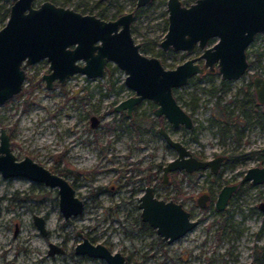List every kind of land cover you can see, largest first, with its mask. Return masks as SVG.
I'll return each instance as SVG.
<instances>
[{"label": "rangeland", "instance_id": "obj_1", "mask_svg": "<svg viewBox=\"0 0 264 264\" xmlns=\"http://www.w3.org/2000/svg\"><path fill=\"white\" fill-rule=\"evenodd\" d=\"M51 1L104 19L116 18L135 7V0ZM165 1L150 0L138 8L130 25L131 34L144 54L154 55L164 67L174 68L186 58L196 56L200 49L189 54L161 49L159 42L167 28ZM10 3L0 0V28L5 18L2 7ZM247 53L250 65L240 78L222 82L217 74H197L177 87L179 103L194 120L189 129L174 128L162 116L159 121L153 115L155 105L149 99L136 106L133 122L139 126L138 130L120 123L122 111L116 112L112 107L133 92L123 82V71L112 62L110 68H115L101 78L88 79L79 73L53 89H46L40 79L47 71L48 62L40 60L28 67L30 76L23 83V93L0 104L1 125L10 132L17 158L27 154L46 167L53 164L61 167L62 158L76 168L80 174L75 193L85 203L80 214L65 220L58 209L54 187L23 176L4 178L0 174V264L12 261L15 264H108L101 257L68 255L79 240L76 230L83 234L92 230L96 241H109L112 250L122 252L130 264H247L252 260L264 264V219L257 206L259 201H264V187L261 184L246 187L235 198L236 202L229 199L224 210H216L213 204L224 184L264 160L260 157V148L264 146V103L251 101L247 86L252 90V77L263 75L261 34L251 41ZM31 82L35 84L32 91ZM221 108L231 114V121H219ZM92 115L99 119L95 126L90 124ZM159 126L200 158L227 155L217 173L205 168L180 172L175 177L180 191L186 195L183 206L198 222L173 241L163 239L152 226L146 232L133 230L132 218L137 213L135 210L127 213L132 208L129 201L134 199L129 196L131 188L143 185V180H136L144 176L147 166L151 165L150 184L155 186L157 196L170 199L179 192L161 181V167L176 152L164 142L157 131ZM97 186L105 189L97 193ZM203 192L210 194L211 199L202 208L196 199ZM34 214L43 218L45 234L33 223ZM62 240L66 256L48 255V242Z\"/></svg>", "mask_w": 264, "mask_h": 264}, {"label": "water", "instance_id": "obj_2", "mask_svg": "<svg viewBox=\"0 0 264 264\" xmlns=\"http://www.w3.org/2000/svg\"><path fill=\"white\" fill-rule=\"evenodd\" d=\"M33 1L12 0L6 22L0 28V104L20 90L25 76L22 61L32 64L40 58L47 59L49 71L42 76L46 88H52L54 80L64 84L68 77L79 72L88 78L101 77L106 71V63L112 61L124 71V84L134 91L133 95L114 104L115 111L125 110L131 116L136 104L149 99L155 104L152 110L155 117L163 116L174 128L182 126L189 129L193 119L174 98L173 89L205 70L216 69L223 79L239 78L248 65L246 47L255 34L262 33L264 36V0H194L188 6L182 5L179 0H166L168 27L159 46L163 50L171 48L186 53H190L196 44L202 49L196 58H187L174 68H167L157 57L140 53L139 44L134 43L131 36V12L105 20L70 7L53 5L47 0L38 7H32ZM148 1L136 0V6L140 7ZM210 38L217 40L208 45ZM197 59H203V63L200 65ZM252 85L258 103H263L264 77L255 75ZM95 122L92 116L91 124L95 125ZM158 132L166 145L176 152L175 157L162 167L164 182L169 171L191 173L208 168L210 172L217 173L226 159L224 153L209 159H198L162 126ZM260 149L264 156V146ZM0 174L4 178L23 176L50 188L56 187L58 209L63 218L83 211V200L75 194V189L65 177L31 157L15 159L8 135L2 127ZM245 181L253 185L264 183V165L247 167L238 183L224 184L214 198L215 208L219 211L225 209L238 185ZM139 197L140 217L167 241L183 235L198 222L190 218L189 212L180 203L154 196L151 186ZM209 199L210 194L203 192L196 202L203 208ZM258 207L264 213V202H259ZM33 223L41 234L45 232L41 216L34 214ZM48 244L49 254L60 252L56 244ZM74 251L101 257L108 264H129L120 252H111L103 244H91L86 239L80 241Z\"/></svg>", "mask_w": 264, "mask_h": 264}, {"label": "flooded vegetation", "instance_id": "obj_3", "mask_svg": "<svg viewBox=\"0 0 264 264\" xmlns=\"http://www.w3.org/2000/svg\"><path fill=\"white\" fill-rule=\"evenodd\" d=\"M8 1H10L11 3H12V0H8ZM43 1H46V0H43ZM43 1H41V2H39V3H36V0H34L33 1V3H32V7L34 6V7H38L39 6V4L40 3H42ZM47 1H49V2H51L53 5L55 4V5H59V4H57V3H55V2H52L51 0H47ZM181 3H182V5H185V6H188V5H190V4H192V3H194V2H192V3H187V2H184V1H181V0H179ZM148 2H150V0L148 1ZM148 2L146 3V4H148ZM11 3L8 5V6H3L2 8H4V7H8V10H9V7H10V5H11ZM165 3H166V10H165V13H167V2L165 1ZM134 4H135V7L133 8V9H131L130 11H126V12H122V13H120V14H123V13H127V12H131L132 13V15H133V18H134V13L136 12V10L138 9V8H140L141 6H144V5H146V4H144V5H140V7H137L136 6V0H135V2H134ZM59 6H62V5H59ZM62 7H65V6H62ZM67 7V6H66ZM71 8V7H70ZM73 9V8H72ZM3 10V9H2ZM73 10H75V9H73ZM75 11H79V10H75ZM80 13H82V14H87V13H83V12H81V11H79ZM8 13H9V11H8ZM8 13H7V15H6V17L4 18V24H5V22H6V19H7V17H8ZM89 14H92V13H89ZM119 14V15H120ZM93 15H95V14H93ZM95 16H97V15H95ZM98 17V16H97ZM100 18H102V19H104L103 17H101V16H99ZM117 17H119V16H117ZM116 17V18H117ZM167 17H168V13H167ZM133 18H132V20H133ZM109 19H111V18H109ZM109 19H105V20H109ZM112 19H115V18H112ZM166 21H167V18H166ZM131 23H132V21H131ZM131 23H130V25H131ZM3 24V25H4ZM2 25V26H3ZM167 27H168V24H167ZM166 30H167V28H166ZM166 32V31H165ZM164 32V33H165ZM262 35V33H257V34H255V36L253 37V39L256 37V36H258V35ZM131 36H132V34H131ZM263 36V35H262ZM133 37V36H132ZM164 37V36H163ZM134 39V38H133ZM252 39V40H253ZM263 39H264V36H263ZM216 38H210L209 40H208V45H212V44H214V42H216ZM251 40V41H252ZM251 41H250V43H251ZM161 42V41H160ZM159 42V43H160ZM134 43H138V42H135V40H134ZM249 43V44H250ZM139 44V43H138ZM249 46V45H248ZM248 46L246 47V50H245V53H246V61H247V63H248V65H247V67H246V69H245V71L243 72V74L246 72V70L248 69V67H249V65H250V63L248 62V58H247V55H248V53H247V48H248ZM139 51H140V53H143L141 50V47H140V44H139ZM161 47V46H160ZM196 48H199L200 49V52L198 53V54H196V56H194V57H189V58H196L197 56H199V54L202 52V49L198 46V44H196L193 48H192V50H191V52H193ZM162 49V48H161ZM168 49H170V50H172L171 48H168ZM163 50V49H162ZM173 51V50H172ZM180 51H182V50H180ZM183 52H185V51H183ZM190 52V53H191ZM186 53V52H185ZM144 54V53H143ZM187 54H189V53H187ZM146 55V54H145ZM148 56V55H147ZM154 56V55H153ZM152 56V57H153ZM154 57H156V56H154ZM158 58V57H157ZM159 59V58H158ZM187 59V58H186ZM40 60H45V62H48L47 61V59L46 58H40V59H38V60H36L35 61V63L36 62H38V61H40ZM160 61V60H159ZM185 61V60H184ZM80 63H82V61H79ZM112 62V61H111ZM111 62H107L106 63V71L104 72V74L108 71V72H111L112 70H113V68H115V67H111L110 68V63ZM183 62V61H182ZM197 62L201 65L202 63H203V59H197ZM22 64H21V68H22V70H23V73L25 74V76H24V79L22 80V82H21V87H20V90L17 92V93H15V95L14 96H12V97H16V96H18V95H20V94H22L23 93V91L25 90V88L23 87V83L24 82H26V80H27V78L30 76V74H28L27 73V68L28 67H30V66H32V65H34L35 63H32V64H27V63H24L23 61L21 62ZM113 63V62H112ZM161 63V62H160ZM181 63V62H180ZM162 64V63H161ZM178 64V63H177ZM115 65V64H114ZM116 66V65H115ZM163 66V65H162ZM117 67V66H116ZM164 67V66H163ZM175 67V66H174ZM118 68V67H117ZM167 68H169V67H167ZM119 69V68H118ZM121 70V69H120ZM49 71V62H48V66H47V71L45 72V73H42L41 74V76H40V79H42V81H43V83H44V80H43V78H42V76L44 75V74H47V72ZM121 71H123V70H121ZM80 73V72H79ZM79 73H76V74H79ZM123 73H124V71H123ZM205 73H211V74H217V75H219L218 73H217V70L215 69L214 71H207V70H205L203 73H201V74H199V75H204ZM262 73V72H261ZM82 74V73H81ZM103 74V75H104ZM109 74H111V73H109ZM242 74V75H243ZM263 74V73H262ZM73 75H75V74H73ZM84 75V74H83ZM102 75V76H103ZM72 76V75H71ZM70 76V77H71ZM85 76V75H84ZM101 76V77H102ZM195 75H193V76H191V77H189L188 79H187V81H189V79L190 78H193ZM255 76V75H254ZM253 76V77H254ZM259 76H263L264 77V74L263 75H259ZM70 77H68V78H70ZM86 77V76H85ZM101 77H98V78H101ZM124 77H125V73H124ZM124 77H123V79H124ZM252 77V78H253ZM86 78H88V77H86ZM90 78H94V77H90ZM90 78H88V79H90ZM220 78H221V80H223V81H225V80H228V79H223L222 77H221V75H220ZM240 78V77H239ZM68 79H66L65 80V83H66V81H67ZM192 80V79H191ZM190 80V81H191ZM123 82H124V80H123ZM64 83V84H65ZM187 83V82H186ZM185 83V84H186ZM29 84V83H28ZM56 84H61V83H57L55 80L53 81V87L52 88H46L45 87V83H44V87L46 88V89H53L54 87H55V85ZM34 83L33 82H31L30 84H29V90H33L34 89ZM61 85H63V84H61ZM251 85H252V79H251ZM182 86V85H181ZM253 86V85H252ZM177 88V87H176ZM176 88H174V89H176ZM174 89H173V96H174V98H175V94H174ZM29 90H27V91H29ZM132 91V90H131ZM30 92V91H29ZM133 92V94H134V91H132ZM253 92H254V89H253ZM133 94H131V95H133ZM131 95H129V96H131ZM12 97H10V98H12ZM10 98H8V99H10ZM8 99H6V100H8ZM176 99V98H175ZM255 99H256V95H255ZM5 100V101H6ZM176 100H178V99H176ZM256 101H257V99H256ZM142 102V101H141ZM179 102V101H178ZM153 103V102H152ZM257 103H258V101H257ZM264 103V102H263ZM263 103H259V104H263ZM140 104V103H139ZM139 104H136L135 106H134V108H133V112H132V115L131 116H129V115H127L126 114V112H125V110L124 111H122V113H121V116L122 115H124L125 116V118L127 119V121L128 120H133V118H134V116L136 115V111H135V109H136V106H138ZM154 104V103H153ZM155 105V104H154ZM114 106V105H113ZM182 106V105H181ZM183 107V106H182ZM154 109V108H153ZM112 110H114L113 109V107H112ZM186 110V109H185ZM115 111V110H114ZM189 114H190V112H189V110H186ZM116 112H118V111H116ZM119 112H121V111H119ZM92 116H94V115H92ZM190 116H191V114H190ZM157 117H159V116H157ZM163 117V116H162ZM92 118V117H91ZM91 118H90V124H91ZM94 118H95V120H96V122H95V125H96V123L98 122V118L96 117V116H94ZM191 119H192V116H191ZM193 124H194V120H193ZM95 125H93V124H91V126H95ZM193 126V125H192ZM191 126V127H192ZM1 127L2 128H4L2 125H1V120H0V129H1ZM160 127V126H159ZM158 127V128H159ZM5 129V132L7 133V135H8V139L10 140V149L12 150V152H13V149H12V147H13V139L11 138V136H10V132H8L7 131V128H4ZM165 130V129H164ZM157 131H158V129H157ZM166 131V130H165ZM180 142H182V141H180ZM183 143V142H182ZM188 149V148H187ZM189 150V149H188ZM13 154H14V152H13ZM15 155V154H14ZM216 155H220V154H216ZM216 155H214V156H216ZM260 155L262 156V159H264V156L262 155V153H261V149H260ZM24 156H28L27 154H25ZM23 156V157H24ZM196 158H198V159H201L199 156H197V155H194ZM23 157H21V158H17L16 156H15V159L16 160H19V159H22ZM28 157H31L30 155L28 156ZM213 157V156H212ZM226 158H227V155H226ZM31 159H33L32 157H31ZM203 159H205V158H203ZM34 161H36L35 159H33ZM37 162V161H36ZM37 163H39V162H37ZM40 164V163H39ZM42 164V163H41ZM66 164H68V165H66ZM43 165V164H42ZM262 165H264V160H263V162H261L260 164H258L257 166H262ZM44 166V165H43ZM61 167H59L58 166V164H53V165H51V167H46L47 169H49L50 171H52V172H54V173H56L57 175H59V176H63V177H65V179H67L69 182H70V184L72 185V187L73 188H75V186L77 185V181H78V177H79V171L76 169V168H74L68 161H66L65 159H62L61 158V165H60ZM164 166V165H163ZM162 166V167H163ZM71 167V168H70ZM162 167H161V171H162ZM196 171H202V169L201 170H196ZM183 173V174H185L186 172H184L183 170H180V171H169V173H167L168 175H167V177H166V182H164L163 181V175H162V173H161V181L164 183V184H166V185H171V186H173V187H175L176 188V191L179 189V183H178V180H176V176L179 174V173ZM193 172H195V171H193ZM89 173V172H88ZM87 172H86V174H88ZM244 173V172H243ZM243 173L241 174V176L243 175ZM70 176H72V180L71 179H69V177ZM151 176H153L152 175V168H151V165L150 166H147L146 167V171H145V173H144V176L143 177H141V178H138L137 180H136V182H138V180H143V185L142 186H139V185H134L132 188H131V194L129 195V196H131L132 198H134V199H132V201H129L130 202V204L132 205V208H130V209H128L127 210V213H129V214H131V213H133L134 212V210H135V213H137L136 214V217L139 219V221H138V219H136V217H134V218H132L133 220H134V227H133V230H136L138 233H140V232H146L147 231V229L146 228H149L150 226L148 225V223L147 222H145V221H143L142 220V218L140 217V213H141V208L140 207H138V205H139V202H140V195L141 194H143L144 192H145V190H146V188L147 187H149V186H151L152 187V192H153V195L154 196H156L157 198H163L164 200H171V199H173L174 201H176V202H178V203H180L181 204V206H183V203H182V201H183V199L186 197V195H183V193L180 191V189H179V192L177 193V195L176 196H173L172 195V197L170 196V199H166V198H164V197H159V196H157L156 195V189H155V186H153V184H150V177ZM241 176L239 177V178H237V179H234V180H232L229 184H234V183H238V181H239V179L241 178ZM263 187H264V183H262L261 184ZM255 186L256 185H253L250 181H245V183H240L239 185H238V187L236 188V190H235V192L233 193V195H232V199L233 200H235V198H237L241 193H242V191H244L245 190V188L246 187H254L255 188ZM114 186L113 185H111V188H113ZM55 189H56V187H54ZM96 189H97V193H99V192H101L102 190H104L105 188L104 187H99V186H97V187H95ZM205 193H207V192H205ZM76 194V193H75ZM202 194V193H201ZM200 194V195H201ZM208 194V193H207ZM57 195H58V190H57ZM77 195V194H76ZM78 196V195H77ZM128 196V197H129ZM178 196H180L181 197V200H178L177 198H178ZM79 197V196H78ZM80 198V197H79ZM230 198V199H231ZM210 199H211V195H210ZM81 200H83L82 198H81ZM235 202H236V200H235ZM259 202H264V201H259ZM259 202H258V204H259ZM84 203H85V201L83 200V208H84ZM128 204V203H127ZM258 204H257V206H258ZM119 204H117L116 206H115V208H117V206H118ZM186 210H187V208L185 207V206H183ZM259 208V207H258ZM83 210V209H82ZM217 210V209H216ZM224 210V209H223ZM188 211V210H187ZM219 211V210H218ZM189 212V211H188ZM262 212V211H261ZM76 216V215H75ZM75 216H69V217H67V218H63V219H65V220H68L69 218H71V217H75ZM191 218V217H190ZM263 219H264V213H263ZM155 229V228H154ZM132 229L130 230L131 232H136V231H133ZM17 231V228H15L14 229V233ZM78 235H79V240H76V242H75V244H74V246H73V251H71V252H69L68 253V255L70 256V257H74V256H86V257H88V258H93V256H90V255H86V254H82V253H75V247H76V245L80 242V241H82L83 239H86L88 242H90L91 244H97V243H101V244H103L107 249H109L111 252H116V251H113L112 250V244L108 241V242H106V241H103V242H99V241H96V239H95V237L93 236V231L92 230H88L87 232H86V234H83L82 232H79L78 230H76L75 231ZM127 232H128V230H127ZM157 232V231H156ZM46 233V230H45V232L43 233V234H45ZM65 241L64 240H62L61 242H59V243H52V244H56V246L59 248V250H60V252L59 251H56L55 253H60V254H64L65 256H66V248H65V246H64V243ZM48 243H51V242H48ZM48 250H49V244H48V249H47V254L48 255H51V256H53L55 253H53V254H49V252H48ZM120 252V251H119ZM122 255H123V253L122 252H120ZM124 256V255H123ZM125 257V256H124ZM125 259V258H124ZM13 262V261H12ZM12 262H10L9 264H11ZM127 262V261H126ZM252 262H253V264H255V262L252 260ZM130 264V263H129Z\"/></svg>", "mask_w": 264, "mask_h": 264}, {"label": "trees", "instance_id": "obj_4", "mask_svg": "<svg viewBox=\"0 0 264 264\" xmlns=\"http://www.w3.org/2000/svg\"><path fill=\"white\" fill-rule=\"evenodd\" d=\"M3 10H4V14H5V17H6V15H7V13H8V7H4L3 8ZM262 73L264 74V71H262ZM209 74H211V73H205L204 75H202V76H208ZM192 78H190L189 79V81L191 80ZM222 82H223V80H221ZM247 86H248V89H250V91L248 92V95H249V98H250V100L251 101H255L256 99H255V95H254V92H253V89L251 90V88H249L250 87V85L249 84H247ZM214 89V88H213ZM178 88H176V89H174V94H175V98L176 99H179L180 98V95L178 94ZM194 107V105H191V108H193ZM230 116H231V114L229 113V112H227V109L226 108H221L220 109V113H219V115L217 116V118L219 119V121H231L233 118H231V120H230ZM159 121H161L162 120V118L161 117H159V118H157ZM120 123H126L127 125L129 124V125H131L135 130H138V125L136 124V123H134L133 122V120H126V118H125V116L124 115H122L121 117H120ZM121 125V124H120ZM151 128H152V130L153 131H155V129H154V127L153 126H151ZM260 157L262 158V156L260 155ZM66 165H68V164H66ZM71 168V167H70Z\"/></svg>", "mask_w": 264, "mask_h": 264}]
</instances>
